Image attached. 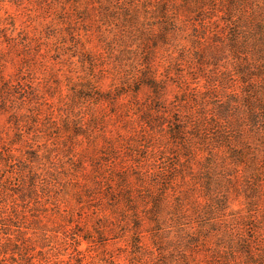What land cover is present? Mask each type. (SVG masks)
<instances>
[{
	"label": "trees",
	"instance_id": "obj_1",
	"mask_svg": "<svg viewBox=\"0 0 264 264\" xmlns=\"http://www.w3.org/2000/svg\"><path fill=\"white\" fill-rule=\"evenodd\" d=\"M28 1L0 15V264H264V0Z\"/></svg>",
	"mask_w": 264,
	"mask_h": 264
},
{
	"label": "rangeland",
	"instance_id": "obj_2",
	"mask_svg": "<svg viewBox=\"0 0 264 264\" xmlns=\"http://www.w3.org/2000/svg\"><path fill=\"white\" fill-rule=\"evenodd\" d=\"M26 6H29V1L28 0H23L22 2V6L20 7V9L16 8V6H14L12 3L11 5H6L3 7L2 10H0V15L1 16H5L6 15V12H9L11 13V15H15L16 16V23H17V26L20 27L21 25L24 24L25 20H27V14H30L29 12L26 11ZM47 16V15H44V17ZM53 17H50L46 20V22H50L51 19ZM45 18L42 20H40V22H45L44 21ZM34 25V24H33ZM36 26H38V23L36 24ZM97 42H92L90 45H88V47L90 48V50H93L94 52H100V47L97 48ZM17 67H18V64L16 63V61H12L11 59V62H9L7 65H6V68L4 70V75L7 77V78H13L15 76V74L17 73ZM38 74L41 76V72H38ZM111 83V81L109 79H106L102 82V88L103 89H108L109 88V84ZM66 91H64L65 93ZM145 97V93H142L140 95V98L143 99ZM166 99H167V102L168 101H171L173 99V94L169 93L167 96H166ZM7 117L6 115H1L0 116V131L3 130V129H7ZM109 130H114V127H112L111 125L108 127ZM115 132V131H114ZM10 135H11V132H10ZM232 207L234 209H240L242 208V205L240 203V200H237L235 202H233L232 204ZM86 248V244H83L82 246V249H85ZM120 263L121 264H124V261L123 260H120Z\"/></svg>",
	"mask_w": 264,
	"mask_h": 264
}]
</instances>
